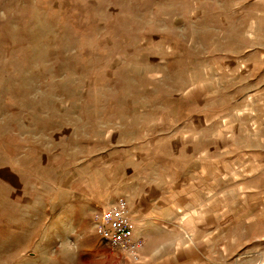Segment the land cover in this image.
Instances as JSON below:
<instances>
[{
	"label": "rangeland",
	"instance_id": "374dc122",
	"mask_svg": "<svg viewBox=\"0 0 264 264\" xmlns=\"http://www.w3.org/2000/svg\"><path fill=\"white\" fill-rule=\"evenodd\" d=\"M0 264H264V0H0Z\"/></svg>",
	"mask_w": 264,
	"mask_h": 264
},
{
	"label": "built area",
	"instance_id": "2783aa9c",
	"mask_svg": "<svg viewBox=\"0 0 264 264\" xmlns=\"http://www.w3.org/2000/svg\"><path fill=\"white\" fill-rule=\"evenodd\" d=\"M92 223L103 243L135 254L138 239L132 233L125 198L119 197L108 206L94 212Z\"/></svg>",
	"mask_w": 264,
	"mask_h": 264
},
{
	"label": "crops",
	"instance_id": "0c3cea01",
	"mask_svg": "<svg viewBox=\"0 0 264 264\" xmlns=\"http://www.w3.org/2000/svg\"><path fill=\"white\" fill-rule=\"evenodd\" d=\"M130 215V213H129ZM135 222L134 220L130 217V226H131V229H132V233H133V236L135 235V230H136V226H135Z\"/></svg>",
	"mask_w": 264,
	"mask_h": 264
}]
</instances>
